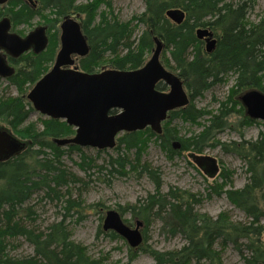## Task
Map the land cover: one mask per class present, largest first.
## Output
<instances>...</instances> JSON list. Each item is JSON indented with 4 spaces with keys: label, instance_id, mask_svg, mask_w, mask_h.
<instances>
[{
    "label": "trees",
    "instance_id": "trees-1",
    "mask_svg": "<svg viewBox=\"0 0 264 264\" xmlns=\"http://www.w3.org/2000/svg\"><path fill=\"white\" fill-rule=\"evenodd\" d=\"M35 1L36 7L24 0H10L6 10H0V21L7 18L16 30L20 26L30 27L34 19L43 18L55 28L66 16L80 15L83 33L90 46L88 55L80 62L85 72H96L106 60L114 69L139 70L153 54L154 39L158 37L164 42V50L170 53V58L164 54L163 63L185 83L189 101L184 108L169 113L161 136L149 128L124 133L114 148L119 156H109L107 164L98 166L83 148L61 147L55 143L57 139H68L74 134L67 123L45 119L41 130L33 122L28 124L34 109L26 97L33 85L51 69L48 65L54 62L60 47L57 46L58 35L55 34L51 41L54 44L42 53L27 54L11 62L15 71L11 75L0 74V119L16 134H27L30 142L23 152L0 162V264H107L103 258L92 259L88 249L72 239L66 219L52 223L44 230L36 226L37 212L30 202L39 193L47 199L63 200L68 212L71 209L79 212L85 207L82 188L77 187L86 181L68 171L63 163L64 155L71 152L80 154V166L85 174L91 166L118 176L125 175V169H129L128 172H139L155 183L156 193L135 205L119 209L121 215L130 213L133 218L140 217L147 227L150 222L159 221L161 233L168 237L181 235L185 238L181 250H150L155 264H223L217 245L221 247L220 251L233 246L244 264H264V135L257 140L234 143L228 150L242 158L247 167L249 178L242 189L234 187V171L223 170L218 176L221 183L218 180L211 184L206 196L172 187L165 193L161 171L149 162L141 161L146 142L143 135L155 140L173 161L183 153H203L210 140L215 138L213 134L225 129L226 122L235 113L240 115L237 124L242 129L259 124L248 116L241 101V97L251 91L264 93V17L254 23L249 16L256 8V0H144L146 11L127 22L115 17L112 0H92L83 4L78 0ZM102 7L107 10L99 12ZM170 9L185 12L186 19L181 25L167 18ZM48 12L54 16L52 21L46 18ZM139 28H143L140 35ZM203 28L217 38L212 53L204 50V39L197 38V30ZM229 76H234L235 86L221 102L217 114L197 138L182 139L170 125L175 119L197 124L208 112L197 108L195 100L212 87L226 83ZM4 81L15 87L25 101L8 95L7 89L2 90ZM27 85H31L30 89H26ZM159 89L166 90V87L162 84ZM239 135H244L241 130ZM176 140L180 141V150L173 148ZM101 153L105 152L98 151ZM130 153L136 160L131 159ZM64 189H67L65 193ZM214 195L225 196L250 221H231L226 212L217 218L197 213L196 208ZM99 205L97 207H101ZM103 227L100 232L104 235L113 240H124L116 231L107 230L105 224ZM18 237L33 246V255L19 258L10 255L9 240ZM147 239L143 236V241L147 242ZM142 249L148 252L149 247Z\"/></svg>",
    "mask_w": 264,
    "mask_h": 264
},
{
    "label": "rangeland",
    "instance_id": "rangeland-1",
    "mask_svg": "<svg viewBox=\"0 0 264 264\" xmlns=\"http://www.w3.org/2000/svg\"><path fill=\"white\" fill-rule=\"evenodd\" d=\"M90 1L92 0H78L79 4L88 3ZM112 1L115 17L117 16L118 19L123 22H127L134 16L146 11L144 0ZM1 9L2 8L0 7V10ZM105 10H107L106 7H102L99 12H104ZM249 16L254 23H257L264 17V0H256V8L249 13ZM46 18L48 21H52L54 16L48 12L46 13ZM41 28H46L45 32L46 38L48 37V42L45 49L47 50L49 46L54 44V42L51 41H53L55 34L58 35L59 40L60 24H56L54 28L52 23L48 24L43 18H36L32 21L30 27L20 26V28L15 31L24 37H28L32 32ZM142 32L143 28H139L138 35ZM214 38L217 39L215 36ZM57 44V46L60 45L59 42ZM206 45L207 42L204 39V50L206 49ZM165 53H167L166 57L170 58V53L167 52V50H164L161 57L162 63ZM150 56H148L147 59H150ZM107 61L108 60L102 62L98 66L99 68H97L96 73L102 70V68H112L111 65L107 64ZM52 62L48 65L49 69L53 66ZM163 65L165 64L163 63ZM167 70L171 73L174 72L170 67L167 68ZM234 80V76L227 77L226 83L212 87L207 90L203 96H200L195 100L194 104L197 108L205 111V113L208 112L204 118L198 120L197 124H191L180 119H175L170 127L173 129L176 128L175 131L178 132L182 139L197 138L198 134H201L208 126L207 124L209 120L217 114L218 109L221 107V102L228 98L231 93L230 91L235 86ZM30 87L31 85H27L26 89H30ZM1 89H7L6 91L9 92L8 95L20 97V99L25 101V97L22 98V95L15 89V87H11L7 81L3 82ZM45 119L48 118L34 110V113L28 120V124L29 122H33V124H36L41 130L44 127ZM239 119L240 115L235 113L228 119V122H226L227 127L225 129L218 130L215 135L213 134L215 138L210 140V144H208L203 153H192L196 157L199 155L202 157L210 156L216 158L220 172L223 170H228L230 172L234 171L232 178L236 189H242L247 183L249 178L246 173L247 167H245L242 158L237 156L233 151L229 152L228 150L232 149L231 146H233L234 143H240L242 140H257L264 135L263 120L259 121V124L257 125H251V127L242 129L239 124H237ZM0 129L6 130L8 133L20 139L24 144L30 142L27 134L25 136H22L20 133L16 134L3 119H0ZM240 130L243 132V136L239 135ZM122 136L123 133L120 137ZM146 137V135L142 136V139H145L146 142L144 145V152L141 153V161H147L154 168L156 167L161 171L163 192L167 193L169 188L172 187L176 189L179 188L182 191L191 192L194 195L206 196L209 193L208 188L211 184H214L218 180L219 183H221L220 179H218L220 172L217 176L209 178L202 169L198 168L196 160L189 157L191 152L183 153L181 157H177L175 160L171 161L167 158V154H165L155 140ZM176 142L178 143L180 141L176 140ZM114 148L102 149L101 151L105 153H101V155L98 154L96 149H83L85 154L93 159L95 163L94 165L101 166L108 163L109 156H119L120 153L114 151ZM122 153L124 154V152ZM48 155H50L49 158L52 159L53 155L50 154V152ZM131 155L132 153H130V157ZM131 159L133 161L136 160L135 156L131 157ZM81 161L82 158L80 154L74 152L66 154L63 157V163L66 165L67 170L86 181L84 185L77 187L82 188L85 207L79 210V212H76L74 209H71V211L68 212L63 200L59 202L50 198L47 199L46 197H43L42 193H39L38 195H35L30 202V205L33 206L37 212V228L44 230L50 226V224L66 219V224L72 231V239L85 246L92 259L103 258L106 260L107 264H155L154 258L149 253L150 250L169 252L170 250H181V248L185 246L186 241L183 236L168 237L162 234V224H160L159 221L150 222V226L147 227L141 222L140 217L133 218L130 213L121 215L119 209L125 208L129 204L135 205L139 200L145 199L148 195L156 193L155 183L152 182L150 178L136 171L128 172L129 169H125L126 174L123 176L111 175L108 171L101 172L96 168L97 166H91V168L88 169L87 174H85L80 166ZM66 191L67 189H64L63 193ZM97 204H100L99 206L101 207H97ZM114 211L122 216L124 224L129 226L132 230L135 231L139 227V232H141L143 236H147V242L144 240L136 247H132L127 239L113 240L107 235L101 233L100 229L104 228L103 226L108 217V212ZM196 212L200 215L205 214L211 218H217L222 213L226 212L231 216V221L242 223L250 221L247 219L245 213L236 209L234 205L232 206L225 196L217 197L214 195L210 200H204L203 204L196 208ZM138 222L141 223L140 226L137 224ZM262 241H264V235L262 236ZM9 242L10 245L8 252L12 257L19 258L34 254L33 246L24 238H13L10 239ZM142 247H149L148 252L143 251ZM216 249L219 251V254H221L223 264H244L239 253L234 250L233 246L229 245L226 249L220 251L221 247L217 245Z\"/></svg>",
    "mask_w": 264,
    "mask_h": 264
},
{
    "label": "water",
    "instance_id": "water-1",
    "mask_svg": "<svg viewBox=\"0 0 264 264\" xmlns=\"http://www.w3.org/2000/svg\"><path fill=\"white\" fill-rule=\"evenodd\" d=\"M35 5L34 0H27ZM8 0H0L6 4ZM177 25L185 21L186 14L181 9H170L166 14ZM80 23L75 18L65 17L63 20L62 45L64 50L59 54V60L53 69L43 76L28 96L34 108L42 115L52 120H61L68 123L77 131V136L68 139H57L59 146H83L87 148L111 149L115 146V137L122 131L129 133L143 131L151 127L157 133L162 132V123L169 117L168 114L176 109L184 108L188 103V94L180 77L168 72L160 63L164 51V42L156 37L155 48L148 64L140 70L118 72L108 70L97 75H83L73 71H62L61 65L69 62V54L77 51L86 55L89 51L87 39L82 34ZM9 30V23L0 24V43L14 56L28 50L34 44L37 51L46 48L47 39L41 28L29 35L26 42H19L14 37L5 36ZM197 38L205 39L206 50L212 53L215 50L217 39L208 29H198ZM3 59L0 67L4 68ZM5 69V68H4ZM171 87L168 94L156 92L155 87L160 81ZM249 117L264 121V93L251 91L241 97ZM111 109H118V115L110 116ZM180 150V143L173 146ZM26 148L18 138L0 130V162L15 157ZM196 160L198 168L202 169L210 178L220 172L218 162L213 157H202L189 154ZM105 222L106 229L116 231L132 247L143 241L139 227L134 231L123 222L122 216L114 211L108 212ZM139 226L140 222L137 223Z\"/></svg>",
    "mask_w": 264,
    "mask_h": 264
},
{
    "label": "flooded vegetation",
    "instance_id": "flooded-vegetation-1",
    "mask_svg": "<svg viewBox=\"0 0 264 264\" xmlns=\"http://www.w3.org/2000/svg\"><path fill=\"white\" fill-rule=\"evenodd\" d=\"M10 0H8V2H9ZM27 4H30V5H32L33 7H36L37 6V4H36V1L34 0V2H35V5H33V4H31L30 2H28L27 0H24ZM8 2L6 3V4H0V7L2 8V9H5L6 10V8H7V4H8ZM1 9V10H2ZM66 17H68V16H66ZM69 17H72V18H75V20L78 22V23H80V28H81V31H82V34H84L83 33V26H82V23H81V16L80 15H77V14H73V15H70ZM65 19V18H64ZM4 21H6V22H8L9 23V30H7L6 32H5V36H7V37H9V36H11V37H14L15 39H17L19 42L21 41V42H23V43H25L26 42V40H27V38L29 37V35H28V37H24V36H22L21 34H18V33H16V31H15V28L12 26V24H11V22L10 21H8V19L7 18H5L4 19ZM4 21H0V24H3V22ZM62 23H63V20H62V22H60V33H59V35H60V38H59V43H60V47H59V49H58V51H57V53H56V55H55V59H54V62H53V66L51 67V70L53 69V67H54V65L56 64V62L59 60V54L64 50V46L62 45V37H63V33H62V30H61V26H62ZM43 29V28H42ZM46 29V28H45ZM45 29H43L44 30V36L46 37V32H45ZM37 30H39V29H37ZM36 30V31H37ZM33 33V32H32ZM31 35V34H30ZM84 36L86 37V35L84 34ZM48 38V37H47ZM46 38V39H47ZM86 39H87V37H86ZM47 42H48V40H47ZM47 42H46V44H47ZM87 44H88V39H87ZM88 46H89V44H88ZM29 47V49L28 50H26V51H24L22 54H21V56H14L11 52H9L8 51V49L7 48H5L1 43H0V59H3V62H4V68L2 69V67H0V74H2V75H5V74H8V75H11L14 71H15V69H14V67L12 66V64H11V62H13V61H16V60H19V59H21V57L22 56H24V55H27V54H31V53H38V54H40V53H42V51H45V50H42V51H37V48L35 47V45L34 44H31L30 46H28ZM89 51H90V46H89ZM89 51H88V53H89ZM88 53L84 56V55H81V54H79L77 51H75V52H73V53H71V54H69V62L67 63V64H64V65H61V69H62V71H73V72H78V73H81V74H83V75H97L98 73H102V72H104V71H108V70H115V71H120V72H129V71H124V70H118V69H114V68H108V69H105V68H102V70H100V71H98L97 73L96 72H85V71H83L82 70V68H81V66H80V62H81V60H83V59H85L86 58V56L88 55ZM163 54V53H162ZM162 54H161V57H162ZM151 57L152 56H150V59H151ZM150 59H148L147 61H146V64L144 65V66H142L141 68H143V67H145L147 64H148V62L150 61ZM160 63H162V60H161V58H160ZM162 65H163V63H162ZM163 67L167 70V67L165 66V65H163ZM168 71V70H167ZM169 72V71H168ZM171 73V72H170ZM178 76V75H177ZM181 79V78H180ZM181 81H182V79H181ZM183 82V81H182ZM164 85L165 87H166V90L165 89H163V90H160L159 88H160V85ZM36 85V84H35ZM35 85H33V87L35 86ZM184 89H185V92H186V88H185V83H184ZM33 87L30 89L31 91L28 93V95H27V101H29V99H28V96L30 95V93L33 91L32 89H33ZM155 90H156V92H158V93H160V94H168V93H170L171 92V87L168 85V84H166L163 80L162 81H160L159 83H157V85H156V87H155ZM30 103H31V105H32V107H33V109L36 111V112H39V111H37L35 108H34V106H33V103L31 102V101H29ZM121 112V110L119 111L118 109H111V111H110V113H109V117L110 116H115V115H118L119 113ZM40 113V112H39ZM41 114V113H40ZM42 115V114H41ZM44 116V115H43ZM168 116H169V114H168ZM44 117H46V118H48V119H51V118H49L47 115H45ZM170 117V116H169ZM169 117L167 118V120L169 119ZM167 120H165V121H167ZM56 121V120H55ZM59 121H61V120H59ZM164 121V122H165ZM63 122H65V121H63ZM164 122L162 123V132L161 133H157L155 130H152V128L151 127H147V129L149 128L153 133H156L157 135H159V136H161L162 134H163V132H164V127H163V125H164ZM66 123V122H65ZM68 124V123H67ZM69 126V125H68ZM72 129H73V131H74V134L71 136V137H68V138H74V137H76L77 136V131H76V129L74 128V127H72V126H70ZM0 130H2V129H0ZM4 130V129H3ZM122 133L124 134V133H129V132H127V131H122L121 133H119L116 137H115V146L114 147H116L117 146V144H118V138L122 135ZM20 140V139H19ZM22 142V141H21ZM175 144V143H174ZM173 144V145H174ZM74 146H76V145H74ZM77 147H81V148H86L87 149V147H83V146H77ZM90 148H92V147H90ZM89 148V149H90ZM93 149H96V150H98V151H101V150H99L98 148H93Z\"/></svg>",
    "mask_w": 264,
    "mask_h": 264
},
{
    "label": "bare ground",
    "instance_id": "bare-ground-1",
    "mask_svg": "<svg viewBox=\"0 0 264 264\" xmlns=\"http://www.w3.org/2000/svg\"><path fill=\"white\" fill-rule=\"evenodd\" d=\"M202 41V40H201Z\"/></svg>",
    "mask_w": 264,
    "mask_h": 264
}]
</instances>
